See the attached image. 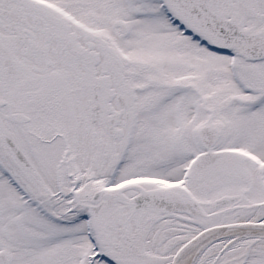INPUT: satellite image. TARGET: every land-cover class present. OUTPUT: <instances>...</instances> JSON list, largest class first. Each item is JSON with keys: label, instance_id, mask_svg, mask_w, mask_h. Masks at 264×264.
Segmentation results:
<instances>
[{"label": "snow or ice", "instance_id": "6c2138e0", "mask_svg": "<svg viewBox=\"0 0 264 264\" xmlns=\"http://www.w3.org/2000/svg\"><path fill=\"white\" fill-rule=\"evenodd\" d=\"M0 264H264V0H0Z\"/></svg>", "mask_w": 264, "mask_h": 264}]
</instances>
